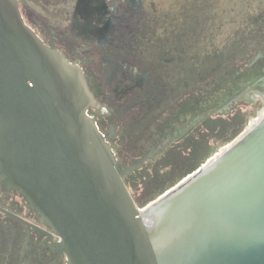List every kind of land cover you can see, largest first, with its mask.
<instances>
[{
	"label": "water",
	"instance_id": "1",
	"mask_svg": "<svg viewBox=\"0 0 264 264\" xmlns=\"http://www.w3.org/2000/svg\"><path fill=\"white\" fill-rule=\"evenodd\" d=\"M248 93L176 141L191 171L192 148L180 145L208 135L206 164L140 209L88 114L82 70L43 42L18 0H0V173L60 238L68 264H264V105ZM238 112L248 118L230 142L212 121L226 128ZM135 195L152 201L148 186Z\"/></svg>",
	"mask_w": 264,
	"mask_h": 264
},
{
	"label": "flooded vegetation",
	"instance_id": "2",
	"mask_svg": "<svg viewBox=\"0 0 264 264\" xmlns=\"http://www.w3.org/2000/svg\"><path fill=\"white\" fill-rule=\"evenodd\" d=\"M220 1L35 0L34 29L47 46L82 70L94 100L88 114L115 149L129 128L142 125L141 119L148 117L137 137L165 127L162 107H171L177 91H183L184 104L201 86L202 71H218L224 64L222 71H230L233 48L234 55L245 51L241 59L251 61L246 71H256L255 80L238 95L249 91L243 98L247 103L264 105V93L256 95L258 89L264 91V0L246 2L249 14L236 24L244 28L243 37H233V43L229 35L221 45L219 11L230 10ZM228 23L235 26L233 20ZM169 140L167 136L158 148ZM59 243L0 173V264H68Z\"/></svg>",
	"mask_w": 264,
	"mask_h": 264
},
{
	"label": "trees",
	"instance_id": "3",
	"mask_svg": "<svg viewBox=\"0 0 264 264\" xmlns=\"http://www.w3.org/2000/svg\"><path fill=\"white\" fill-rule=\"evenodd\" d=\"M231 35L232 33H230V42L233 41V43H235L233 39L234 36L231 37ZM239 59L240 57H230V71H226L225 74L215 76L214 74L211 76L207 75L204 81L210 80L208 83L209 90H207L206 93L201 92V94L194 91L191 92L185 99L184 104L181 102L177 111L175 113H170L168 116L169 119L166 118L165 121L167 123L165 127L161 129L160 127H154L145 134H143V132L140 137H137V135L143 125L140 126L141 128L138 127L137 130L131 127L125 132L124 136H122L119 142L121 145L132 140L135 142L136 139H140L139 141L143 143L142 147L137 150L135 155L127 159L129 160L128 163H121L120 159L122 157L117 156L119 148L117 146L115 147L118 169L140 209H145L150 206L206 164L204 161L211 147L210 137L208 135H203L202 138H200L199 141L196 140V142L194 141L196 137L190 136L188 137L190 139L187 138L185 140L184 145H180V147L185 150L192 148V155L186 159L192 164L193 169L191 171H184L185 169L182 170L180 168L181 160L184 158H182L181 152L177 147L172 149L169 148L173 146V141L177 138L179 133H182V126L188 127L189 124L191 125L197 122H203L206 125L208 121H210V116H212L216 110L220 109L226 102L238 95L251 81L255 80L254 75L256 71H246L249 69L248 64L251 61L249 59ZM238 62H242L243 64H238ZM233 63L236 64L233 65ZM231 111L232 110H230V113ZM162 118L164 121L165 116H162ZM247 118V114L245 113H232L228 121V127H222L220 120H214L212 124H214V127L216 126L221 129V131H226L227 134H230L229 141L231 142L240 135V131L246 125L245 122ZM208 126L209 125H206V127ZM176 129L180 132L174 134ZM167 136L170 137L168 144L161 147V149L158 148L162 145V142H164ZM196 147L201 150L200 153H198V151L196 152ZM140 185L148 186L150 189V194L152 196L151 203L144 204V202L135 195V190Z\"/></svg>",
	"mask_w": 264,
	"mask_h": 264
},
{
	"label": "rangeland",
	"instance_id": "4",
	"mask_svg": "<svg viewBox=\"0 0 264 264\" xmlns=\"http://www.w3.org/2000/svg\"><path fill=\"white\" fill-rule=\"evenodd\" d=\"M247 1L248 0H221L220 1V3H223V5H222L223 9L230 10V13H229V11H226V12L219 11V25H220V28L218 29V32H217V36L219 37V45H221V42L223 44V43H225L227 41L230 33H232L231 37L232 36L241 37L244 34V33H242L244 28H240V25H236V24H237V22L240 19H242L241 17H243L244 15H248L249 14L248 9L246 7V2ZM257 3H258L257 1H253L252 2V4H257ZM19 4H20V9L22 11V14H23L26 22L28 24H30L33 28H35L34 17L36 15V6H37V4L35 3V0H19ZM229 5H230V7H229ZM229 20H230V22L232 20L234 21V25H235L234 27L231 25V23H230V26H229V23H228ZM209 29H210V31L212 30L211 28H209ZM204 35H206V32H204ZM224 47H225V45H224ZM224 47H223V49H224ZM221 48H222V46H221ZM223 51L226 54V52H227L226 48ZM236 52H237V50L233 48L230 51V56L233 57V55L236 54ZM243 53H242V51H240L238 55H234V56L235 57H240L239 60H241ZM243 63H244V61H243ZM243 63L242 62H238V64H243ZM234 64H236V63H233V65ZM225 67H227V66L224 64L223 67L221 69H219L218 71H202V78H203V80L201 81V85L202 86H199L197 88V90L194 91V92H198L200 94H201V92L202 93H204V92L206 93L207 90H209L208 89V83L210 82V80L204 81V79L206 80L207 75L211 76L212 74H214V76H215V75H219V74H225L226 71H222V69L225 68ZM231 67H232V65H231ZM193 77H194V75H193ZM170 82H171V84L174 83L173 79ZM194 84L198 86L199 83L193 81V85ZM191 92H193V91H191ZM189 93L190 92L188 91L187 95ZM175 94H177L178 96L173 101H171V103H170L171 107H166L165 106V108L162 107V109H161L162 111H164L163 109H166L167 112H166L165 115H167L166 116L167 118L170 115V113H173L174 110H175V112L177 111L178 107L180 106V103L182 102V98L184 97L183 91L182 92L181 91L180 92L177 91V92H175ZM178 103H179V106H178ZM174 105H176V107H173ZM147 118L148 117L144 118L145 120L141 119L142 125L147 123ZM200 123L201 122L192 123L191 125L189 124L188 127L187 126H182L183 127L182 128V133L181 134L179 133L177 138L173 141V145L176 143V141L179 138H181L184 135H186L189 132H191ZM144 138H146V137H144ZM139 140L140 139H136L135 142H133V140H132V141L124 143L122 145H121V143H117L115 145V147L117 146L119 148V150L117 151L118 152L117 156L118 157H122L120 159L121 163H128L129 160H127V159L129 157H133L135 155V153L137 152V150L140 149V147H142L143 143H142V141H139ZM114 152L116 154L115 149H114ZM142 187H143L142 185L138 186L136 188L135 192L138 191L139 189H141Z\"/></svg>",
	"mask_w": 264,
	"mask_h": 264
}]
</instances>
